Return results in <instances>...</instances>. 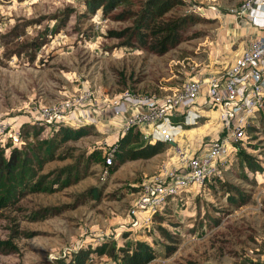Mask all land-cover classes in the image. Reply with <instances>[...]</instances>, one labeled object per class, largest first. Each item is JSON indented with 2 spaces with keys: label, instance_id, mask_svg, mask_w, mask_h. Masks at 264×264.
<instances>
[{
  "label": "rangeland",
  "instance_id": "374dc122",
  "mask_svg": "<svg viewBox=\"0 0 264 264\" xmlns=\"http://www.w3.org/2000/svg\"><path fill=\"white\" fill-rule=\"evenodd\" d=\"M85 1L0 0V121L18 127L19 132L23 124L42 127L39 137L45 139L56 124L34 118L41 105L84 89L97 96L124 90L162 96L189 77L206 79L223 73L244 43L243 24L228 10L238 0H186L185 11L199 16L200 22L188 30L179 46L162 56L115 46L118 41L108 38L106 30L124 24L103 19L100 11L87 12ZM35 38L38 41L30 44ZM43 39L46 42L36 49ZM192 110L194 119L190 115L184 122L183 116L172 117L171 126L178 128L167 131L173 135L170 139L191 153L224 131L216 107L198 104ZM91 112L94 119L77 122L89 124L91 134L64 143L57 150L63 158L44 166V171L79 167V179L53 193L28 194L15 209L0 212V242L10 246L0 251V264H54L55 259H68L80 247L104 239L119 246L134 240L148 243L156 253L148 264H264V175H259L263 171L251 174L236 158L223 172L226 183L251 194L248 204L232 208L226 200L227 186L206 181L178 196L161 222L131 227L126 222L127 210L143 179L165 165L173 166L177 155L166 140L169 147L163 153L127 161L110 171L104 152L121 136L122 118L105 110ZM247 126L241 147L264 168V122L258 114ZM70 127L76 128L73 123ZM7 143L12 146L11 141ZM24 143L21 137L17 147ZM93 152L100 160L87 159ZM244 174L254 183H248ZM92 186L103 190L100 200L80 197ZM44 208L50 214L34 219V213ZM216 219H220L218 225ZM157 225L178 240L176 251L168 257L164 244L170 242L160 235ZM115 263L102 256L88 264Z\"/></svg>",
  "mask_w": 264,
  "mask_h": 264
},
{
  "label": "built area",
  "instance_id": "2783aa9c",
  "mask_svg": "<svg viewBox=\"0 0 264 264\" xmlns=\"http://www.w3.org/2000/svg\"><path fill=\"white\" fill-rule=\"evenodd\" d=\"M228 10L236 19L263 33L248 38L223 73L206 79L189 77L180 87L162 96L136 95L127 90L117 95L97 96L94 91L84 89L50 105H41L34 116L50 125L71 126L73 123L77 127V122L84 124L94 119L91 111L102 114L105 110L115 117L124 115L121 136L133 127L141 132L145 141L168 140L169 143L173 135L162 137L155 133L161 127H173L172 117L183 116L184 122H188L192 108L198 104L219 110L222 134L211 139L199 152L191 153L175 144L172 146L177 155L174 165H165L143 179L138 196L127 210L126 222L131 227L149 226L153 216L170 200L201 186L211 177L221 178L236 159L249 120L264 109V0H238L237 5ZM3 122L0 121V134H5L6 130L8 133L0 137V145L4 146L9 140L12 146H18L21 140L18 127ZM116 147L117 142L104 152L105 166L113 163ZM259 175H264V169Z\"/></svg>",
  "mask_w": 264,
  "mask_h": 264
},
{
  "label": "trees",
  "instance_id": "16d2710c",
  "mask_svg": "<svg viewBox=\"0 0 264 264\" xmlns=\"http://www.w3.org/2000/svg\"><path fill=\"white\" fill-rule=\"evenodd\" d=\"M85 5L87 12L91 14L100 11L103 19L124 24L122 27L106 30L108 38L118 41L115 46L137 48L158 56L179 46L185 40L188 30L200 22L199 16L185 11L188 6L186 0H86ZM68 16L69 13L64 20H67ZM37 41L38 39L35 38L30 44ZM45 42V39L41 40L36 45V49ZM263 112L264 109L259 115L264 122ZM249 128L254 130L253 126ZM41 130L42 127L23 124L20 137L25 139L24 145L21 147L11 146L9 143L0 145V212L4 209H15L21 199L28 194L53 193L79 179V167L72 168V165H69L55 171H44V166L55 159L63 158L57 150L66 142H75L90 135L91 126L88 124L74 128L59 124L52 135L45 139L39 137ZM168 147L169 144L165 141L143 140L141 132L132 127L118 138L113 163L107 167L110 171H115L127 161L151 159L166 151ZM243 148L241 146L237 148V163L245 166L251 174L263 171L264 168L259 161ZM95 155L96 153L93 152L87 159L100 160V157H94ZM243 178L248 183H254V179H250L246 174ZM212 181L227 186L226 200L232 208L236 209L251 201V194L238 186L226 183L224 174L221 178L214 176L207 179V182ZM102 194V189L92 186L80 197L100 200ZM176 199L177 197L170 200L160 213L155 214L151 224L154 221L161 222L163 215L168 212ZM48 210L44 208L37 211L33 218H44L50 214ZM219 222L220 219L215 220V224L218 225ZM156 228L160 235L170 242L164 244L165 256L168 257L176 251L178 240L161 225H157ZM127 236V233L123 234L124 238ZM6 248L10 246L0 242V251H6ZM102 256L117 262L115 264H148L156 257V253L153 247L144 241H128L119 246L112 239H104L94 246L80 247L68 259H55L54 264H88L96 257ZM249 264L259 263L251 261Z\"/></svg>",
  "mask_w": 264,
  "mask_h": 264
},
{
  "label": "crops",
  "instance_id": "0c3cea01",
  "mask_svg": "<svg viewBox=\"0 0 264 264\" xmlns=\"http://www.w3.org/2000/svg\"><path fill=\"white\" fill-rule=\"evenodd\" d=\"M242 24H243V27L242 28L244 29V30L242 29L244 31V35H243L244 36V38H243L244 39V42L248 38H251V37H253L255 35H259V34H262L263 33V31L258 30V29L250 26L249 24H247L245 22H242ZM123 117H124V115H122V118ZM172 128L173 127H168V126L167 127H165V126L164 127H161L160 130L155 133V136H157V135H161L162 137L171 136L167 131H170ZM148 130H149V132H152V129L151 128H149ZM178 132H179V130L177 129L176 133H178Z\"/></svg>",
  "mask_w": 264,
  "mask_h": 264
},
{
  "label": "water",
  "instance_id": "95a60500",
  "mask_svg": "<svg viewBox=\"0 0 264 264\" xmlns=\"http://www.w3.org/2000/svg\"><path fill=\"white\" fill-rule=\"evenodd\" d=\"M169 144L174 146L176 143L174 141H169Z\"/></svg>",
  "mask_w": 264,
  "mask_h": 264
}]
</instances>
